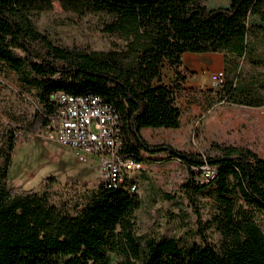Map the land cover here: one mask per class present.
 I'll list each match as a JSON object with an SVG mask.
<instances>
[{
  "label": "trees",
  "instance_id": "obj_1",
  "mask_svg": "<svg viewBox=\"0 0 264 264\" xmlns=\"http://www.w3.org/2000/svg\"><path fill=\"white\" fill-rule=\"evenodd\" d=\"M165 1L0 0V76L13 80L21 93L32 94L40 105L32 119L0 146V264H264V231L253 220L255 213L264 214V159L248 148L230 145L217 146L212 157H197L169 145H151L142 136L143 129L177 130L181 125L176 98L185 80L179 73L183 50L158 49V36L142 30L140 24L143 8ZM170 1L181 25L235 20L246 5L249 15L264 24V0H230L228 7L214 9H208L204 0ZM54 3L77 17L103 16L102 33L121 44L105 51L55 45L34 23L36 17L52 11ZM208 52L224 57V79L217 89H208L217 100L264 107V79L243 75L241 68L244 62L252 69H264L262 30H235ZM165 69H172L182 82L165 84L161 78ZM59 91L97 96L116 111L122 155L138 163L166 155L184 164L190 177L182 188L194 208L193 197L214 187L210 223L220 236V246L206 241L200 224L203 244L133 238V214L141 201L126 185L137 186L135 176L124 187L99 183L84 192L75 214L54 204L48 191L14 193L8 173L17 134L32 133L52 122L56 106L51 96ZM203 166L215 169L214 177L205 183L197 178ZM117 229L128 242L125 262L111 254Z\"/></svg>",
  "mask_w": 264,
  "mask_h": 264
},
{
  "label": "rangeland",
  "instance_id": "obj_2",
  "mask_svg": "<svg viewBox=\"0 0 264 264\" xmlns=\"http://www.w3.org/2000/svg\"><path fill=\"white\" fill-rule=\"evenodd\" d=\"M208 9L228 7L230 0H204ZM246 5L235 20L217 19L201 26L195 22L181 25L175 17L170 0L140 11V24L144 31L158 36L160 50H186L194 48L208 52L215 44L224 42L231 32L246 28H258L264 32V24L249 15ZM106 19L103 16L77 17L64 13L57 3L50 12L34 19L38 31L55 45L80 48L87 51L110 50L121 41L102 33ZM260 53V52H259ZM243 75H257L264 79V69H252L241 63ZM184 76L183 90L176 98L182 111L181 125L177 130H144L143 138L151 145L165 144L175 150L197 157H212L217 146L248 148L264 159V107L249 108L216 99L208 89H217L209 76L204 75L196 87L192 79L181 69ZM161 78L167 85L180 84L172 69L162 71ZM40 105L32 94H23L15 82L0 76V146L5 137L32 119ZM43 128L32 133L19 132L8 173V186L14 193L23 191H48L51 201L75 214L82 203L84 192L97 188V162L86 158L80 162L76 153L51 141ZM145 157V156H144ZM145 169L135 174L136 195L141 204L133 214L134 224L130 231L133 238H175L182 244H203L198 234L202 225L206 241L216 248L220 236L210 223L214 215L215 188L210 186L193 197L196 208L189 202L182 186L190 175L180 161L166 155H157ZM144 176H141L142 174ZM197 177V176H196ZM201 181V177H197ZM203 182V181H202ZM205 183V181L203 182ZM165 195L170 199L165 198ZM243 209H246L245 207ZM256 224L264 231V214L255 213ZM111 254L118 262H125L128 242L125 233L117 229Z\"/></svg>",
  "mask_w": 264,
  "mask_h": 264
},
{
  "label": "built area",
  "instance_id": "obj_3",
  "mask_svg": "<svg viewBox=\"0 0 264 264\" xmlns=\"http://www.w3.org/2000/svg\"><path fill=\"white\" fill-rule=\"evenodd\" d=\"M211 82L219 86L224 73L212 74ZM56 106L51 123L43 128L51 141L73 150L80 162L86 158L97 162L98 183L110 188H120L126 182L145 169L142 163L122 155V143L116 111L93 95H72L62 91L51 96ZM215 175V169L203 166L201 181H209ZM136 192V185H126Z\"/></svg>",
  "mask_w": 264,
  "mask_h": 264
},
{
  "label": "crops",
  "instance_id": "obj_4",
  "mask_svg": "<svg viewBox=\"0 0 264 264\" xmlns=\"http://www.w3.org/2000/svg\"><path fill=\"white\" fill-rule=\"evenodd\" d=\"M181 59L183 71L192 79L196 87L208 86L201 84L204 75L211 77L212 74L223 71L224 57L220 53L203 52L188 48L183 50ZM144 130L147 129H143L142 133ZM144 175L143 173L141 176Z\"/></svg>",
  "mask_w": 264,
  "mask_h": 264
}]
</instances>
